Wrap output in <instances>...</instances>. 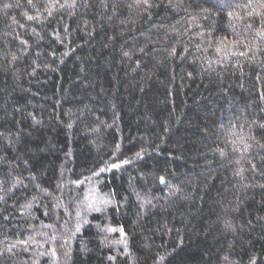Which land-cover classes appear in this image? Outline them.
<instances>
[{
	"label": "trees",
	"instance_id": "1",
	"mask_svg": "<svg viewBox=\"0 0 264 264\" xmlns=\"http://www.w3.org/2000/svg\"><path fill=\"white\" fill-rule=\"evenodd\" d=\"M0 264H264V0H0Z\"/></svg>",
	"mask_w": 264,
	"mask_h": 264
},
{
	"label": "snow or ice",
	"instance_id": "2",
	"mask_svg": "<svg viewBox=\"0 0 264 264\" xmlns=\"http://www.w3.org/2000/svg\"><path fill=\"white\" fill-rule=\"evenodd\" d=\"M29 2L31 3V0H29ZM6 7H7V5H6ZM29 19H33V17H28ZM139 155V154H138ZM125 163H127V161H125ZM120 167V165L119 164H117V163H113L112 165H111V168H119ZM101 171H103V169L101 170ZM160 181H161V183H165V179H164V177H161L160 178ZM112 231H115V229H112ZM19 243H21V244H27V241H24V240H22V241H19Z\"/></svg>",
	"mask_w": 264,
	"mask_h": 264
}]
</instances>
